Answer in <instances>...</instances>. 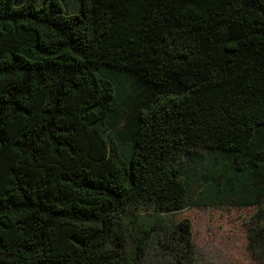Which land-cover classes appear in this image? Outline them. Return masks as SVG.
Instances as JSON below:
<instances>
[{
    "label": "trees",
    "instance_id": "1",
    "mask_svg": "<svg viewBox=\"0 0 264 264\" xmlns=\"http://www.w3.org/2000/svg\"><path fill=\"white\" fill-rule=\"evenodd\" d=\"M190 208L264 263V0H0V264H197Z\"/></svg>",
    "mask_w": 264,
    "mask_h": 264
},
{
    "label": "rangeland",
    "instance_id": "2",
    "mask_svg": "<svg viewBox=\"0 0 264 264\" xmlns=\"http://www.w3.org/2000/svg\"><path fill=\"white\" fill-rule=\"evenodd\" d=\"M255 211L253 208H190L176 214L174 219L190 222V241L197 264H264L249 250L247 229ZM152 262L147 260L144 264Z\"/></svg>",
    "mask_w": 264,
    "mask_h": 264
}]
</instances>
